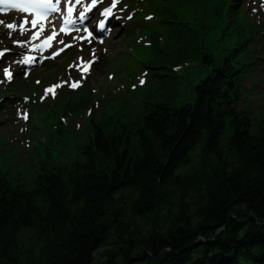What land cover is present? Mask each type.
Wrapping results in <instances>:
<instances>
[{"label":"trees","instance_id":"16d2710c","mask_svg":"<svg viewBox=\"0 0 264 264\" xmlns=\"http://www.w3.org/2000/svg\"><path fill=\"white\" fill-rule=\"evenodd\" d=\"M158 1L169 36L157 60L198 55L207 77L180 108L162 102L176 92L164 79L128 127L93 118L49 165L68 134L57 112L44 118L60 128L39 143L37 164L0 168V264H264V110L253 115L240 83L251 27L239 0ZM192 3L211 18L202 34L174 11ZM219 26L224 54L205 48Z\"/></svg>","mask_w":264,"mask_h":264},{"label":"rangeland","instance_id":"374dc122","mask_svg":"<svg viewBox=\"0 0 264 264\" xmlns=\"http://www.w3.org/2000/svg\"><path fill=\"white\" fill-rule=\"evenodd\" d=\"M174 11L180 14L182 18L187 20V22H189V24L192 27L199 30L198 32H200V34L203 33V27L205 23L207 24L211 23V18L209 21H206L204 19V11L202 12V10L199 7L195 6L193 3L189 5L188 4L177 5L176 7H174ZM150 27L154 28L155 24H151ZM166 32H167L166 42L162 47H160L162 49L163 48L166 49L167 38L169 36L168 35L169 31L166 30V27L162 25V36H164ZM136 38L137 35L133 31H127L121 37L120 42H117L110 46V51L106 56V58L114 57L113 59H115V61H113L112 67L117 75L116 81L123 82L128 78H130L131 75L135 76L143 68H149L150 72L153 73V75L155 76V80L149 81V78L151 76L147 75V84H145V86H140V89H138L137 91L135 90V94L141 95L140 98L137 97L132 98L129 95L127 98L112 103L108 108L101 111V115L104 114V116H106L102 119V124L109 123L110 125H112L116 122L118 123L128 122L127 125L125 124V126L128 127L131 124V121L133 120V118L131 119V116H133L134 114L137 115L139 112H141L144 106L143 102L147 100L148 96H150V93L152 92L153 89L158 88L161 85V83L163 86L164 79L165 81H168L170 79L174 82L175 84L174 89L176 90V92L172 95L170 94L166 99H162V102H166L169 105L177 108L185 106L186 104L190 103L192 88H194L198 83H200L203 79L207 77V70L204 68L198 55L190 58L182 59L181 62L178 64L162 63L161 65L159 60H157L156 54L152 51V49L143 47L142 45L133 44V41ZM258 43L259 41L257 42V44ZM131 44H133L134 51L132 53H126L124 48L127 45H131ZM227 45H228L227 42L223 38V31L221 26L217 27V29H215L210 34H208L205 40V48L214 51L215 54L223 53V52L225 53ZM262 45L263 44L259 45L258 47ZM246 62H249V60H247ZM107 68H108L107 66H102V70H106ZM107 71L108 70H106L105 73ZM142 72L137 74L136 77L138 78L142 74ZM161 73L164 74L163 76L164 78L162 77L157 79L158 77L157 74H161ZM244 76H245V80H244ZM262 76L264 82V73L262 74ZM106 77L107 75L103 74V71L96 76L100 84L103 86L107 82ZM255 78L256 77H253V73L247 75L243 73L240 83L242 85L241 92L243 93L244 99L248 103H252V105L250 106L253 110V115L257 116L264 110V88L256 86L257 88L251 87V90L248 91L244 88L245 82L248 85L255 84ZM126 84L124 86L123 85L119 86L117 91L129 87V85ZM137 85L139 86V82H137ZM158 99H160V97H158ZM93 103L94 106H96L95 104L96 101L93 100ZM96 107H94L95 111L99 112L102 109L101 103H99V109H96ZM87 111L88 108L86 105H84L83 107L69 106L61 113H57L58 120L64 121L62 127L64 133L68 134V140L65 143V138L58 137L54 141L53 146L49 147L47 151V155H45L44 157V162L47 165H49L50 162L60 158L57 154L58 151H63L67 155L70 153L72 154V147L80 140V137H77L76 135L69 133L68 131H75L73 126L81 124L80 128H82L83 124H87L84 123V120H86L88 118L87 116H89L87 115L88 114ZM84 113L85 116L83 117ZM72 117L74 119L76 118L75 121H73V119L71 120ZM100 118L101 116L99 117V119ZM87 125H90V123H88ZM86 128L87 126L84 125L83 130L80 133H84ZM5 144L10 146L8 142H5ZM5 144H0L1 169H12L19 162H24L27 165L29 164L26 160H28V154L32 148L30 150L24 149V151L19 150V154H14L15 150L11 149L9 146H6ZM48 144L49 143L45 142L43 146H48ZM95 254H97V260L101 262L105 260L104 254H106V249L105 248L100 249L99 251H96Z\"/></svg>","mask_w":264,"mask_h":264},{"label":"snow or ice","instance_id":"6c2138e0","mask_svg":"<svg viewBox=\"0 0 264 264\" xmlns=\"http://www.w3.org/2000/svg\"><path fill=\"white\" fill-rule=\"evenodd\" d=\"M101 3H103V0H100ZM118 2V0H117ZM83 3V0H0V6H6L9 9L12 10H18L21 13H27L29 17H34V19L31 20V26L32 27H41V31H44L43 22L48 19V16L52 13L56 12H64L66 15L62 17V26L59 27L58 31L56 30L55 26H53L52 34L48 36L47 40H45V45L48 47H51L50 42L60 33H63L65 35H68V29L67 25H75L77 23L76 20L73 19L74 13L78 15V18L80 21L86 20L88 17L85 15L87 12H90L93 8L97 6L98 0H91V4L88 7L83 8L82 10H77L76 5H81ZM116 7V3H112L111 7H104L103 12L101 13L102 16H111L112 15V8ZM23 19V18H22ZM146 19H152V17H146ZM28 21L25 20V23ZM0 24H7L6 21H0ZM9 28L12 27L11 24H7ZM98 27L103 30L105 28L104 22L101 20L99 22ZM75 31H80L79 28H75ZM83 32L87 33L88 37H91L93 33L88 28H83ZM83 38V37H82ZM75 39V37H74ZM91 42V41H89ZM60 44H63L64 41L60 40ZM72 45H68V47H71ZM93 54H95V49L92 50ZM56 55H59V52L53 53V58H55ZM31 57L26 58L23 62L24 63H30ZM90 66V64H89ZM88 68H85V71H87ZM6 71V76L9 80H11V73ZM111 79V77H109ZM2 82V81H0ZM39 83V81L37 82ZM141 83H144L142 80ZM80 84V81H77L73 84H71V87L76 88ZM60 85H57L59 87ZM46 91H52L51 88L47 89ZM55 98V97H53ZM27 119V115L24 117ZM79 126V125H78Z\"/></svg>","mask_w":264,"mask_h":264}]
</instances>
